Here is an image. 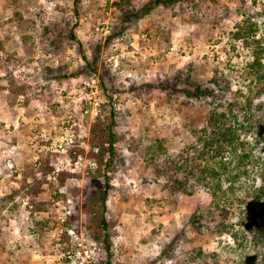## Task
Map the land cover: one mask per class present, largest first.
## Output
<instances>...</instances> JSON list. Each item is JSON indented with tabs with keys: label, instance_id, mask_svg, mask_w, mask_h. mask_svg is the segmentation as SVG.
Instances as JSON below:
<instances>
[{
	"label": "rangeland",
	"instance_id": "1",
	"mask_svg": "<svg viewBox=\"0 0 264 264\" xmlns=\"http://www.w3.org/2000/svg\"><path fill=\"white\" fill-rule=\"evenodd\" d=\"M163 1L130 0L126 19L117 0H0V264H263L259 164L232 183L202 177L210 153L187 179L170 159L200 149L229 101L250 95L240 141L264 127L246 73L260 50L264 63V0ZM196 86L214 92L186 97ZM107 177L102 206L92 190Z\"/></svg>",
	"mask_w": 264,
	"mask_h": 264
},
{
	"label": "trees",
	"instance_id": "2",
	"mask_svg": "<svg viewBox=\"0 0 264 264\" xmlns=\"http://www.w3.org/2000/svg\"><path fill=\"white\" fill-rule=\"evenodd\" d=\"M177 1L180 0H164L163 2L174 3ZM116 4L119 5L120 8L124 11L126 19H129L132 16L137 17V10H130L128 8V6H131L130 0H117ZM142 12H140V14H142ZM71 38H74L73 34L71 35ZM260 53L261 50L254 58V61L248 65V70L246 71V73L252 74L255 82L258 83L257 86L259 87L258 89H256V93H259V90L261 88H264V63L259 56ZM223 87L220 88L219 91L228 90V86ZM213 92L214 91H212V89L203 86H196L192 91L184 88V94L186 95V97L208 96L212 95ZM249 92L251 94V89H249ZM244 101V106L238 107L237 100H234L227 102L226 108L223 111L218 112L217 109H214L208 116L206 124L201 130V136L199 137V140H201L202 142L201 148L198 149L196 146L191 147L184 157V164L178 165L174 159L170 160L172 161V163H174L173 168H175L176 174L182 172L184 174V179H187L188 175L190 176L194 174V164H196V167H199V164H197L195 161L198 159H201L203 161L204 155L210 153L212 160L217 161L212 165L206 164L202 168H200V173H202L201 175H203L202 177L209 175L213 177V179L219 180L222 175L227 174L229 182L232 183H235L238 180L240 176L239 173H248V170L245 169L247 164H253V162H256L255 164H259L260 166V171L258 173L260 184L258 185V187L256 186L255 190L252 191L251 195L249 196L252 197L253 202H258L260 200H264V127L262 128V130L257 131L256 135L254 136V143H249L248 141L244 140L240 141L241 134L249 133L252 129V124L248 122L249 117L246 113V111L250 112V95H248ZM237 111L245 112L243 113V119L239 118ZM110 117H113V112H111ZM227 121H231V123H227ZM112 123H114L113 119L111 120L108 129L111 128ZM93 128L94 127H92L91 132L94 133V136L96 137L97 134ZM113 138L114 137H112L111 140H114ZM92 144L93 146L99 148V150L101 149V144L98 141L94 140ZM247 145H251V149L258 148L259 153L261 152L262 155L254 156L252 150H248L246 148ZM158 148L162 149V146L159 145ZM108 151L110 155H113V141L110 142ZM225 154H230L231 160H223ZM95 160L96 165L100 167L102 164L101 158H96ZM231 164H233V168L237 173H233V168H230ZM185 174H187V176H185ZM175 182L178 184V187L183 188L182 181L176 179ZM108 185L109 177H107L104 184H101L97 180L94 182L92 190V202L100 199L101 205L104 206L108 193ZM220 190L221 187L219 185H216L215 190L213 191L214 194H212L215 201L214 204L216 205L215 207L219 206L220 196H218L216 192H219ZM184 193L186 192L184 191ZM221 193L224 194L225 192L221 190ZM100 224L103 227L106 225L104 218L101 219ZM192 224L196 225L197 221L192 220ZM220 226L221 227L216 228L219 233H221V228L223 227L221 223ZM252 227L253 228L250 229L252 243L264 249V228H262V226L260 225H254ZM232 236L236 237L235 234H233ZM96 238L99 237L96 236ZM102 242L104 243V250L109 253L111 245L108 240V235H103ZM197 255L200 256V253H198Z\"/></svg>",
	"mask_w": 264,
	"mask_h": 264
}]
</instances>
